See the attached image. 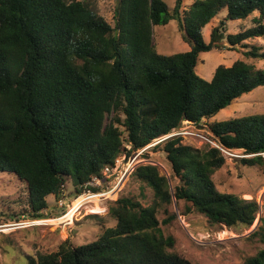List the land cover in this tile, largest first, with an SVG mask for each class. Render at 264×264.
I'll return each mask as SVG.
<instances>
[{
    "label": "trees",
    "instance_id": "trees-1",
    "mask_svg": "<svg viewBox=\"0 0 264 264\" xmlns=\"http://www.w3.org/2000/svg\"><path fill=\"white\" fill-rule=\"evenodd\" d=\"M181 4L175 0L170 10L164 0H116L111 25L81 0H0V172L24 182L35 217L42 216L48 195L64 196L65 177L79 193L118 155H132L182 121L212 118L264 85V69L248 61L264 59V50L245 42L264 38V0H194L182 16ZM221 12L205 41L202 29ZM250 15L249 27L225 33L227 21ZM171 19L190 48L160 53L153 28ZM224 39L245 48V59L219 64L206 80L195 71L198 56L225 48ZM208 131L220 148L248 155L243 165L264 164V113L214 120ZM158 146L176 184L156 165L139 164L130 175L152 190L151 204L117 197L108 205L115 225L95 240L79 246L65 241L26 264H193L171 250L174 238L159 225L157 212L172 199L182 203L183 215L197 212L210 224L255 223V199L220 192L214 184L213 173L225 163L219 147L196 148L179 136L152 148ZM250 235L263 247L236 264H264V216Z\"/></svg>",
    "mask_w": 264,
    "mask_h": 264
},
{
    "label": "rangeland",
    "instance_id": "rangeland-1",
    "mask_svg": "<svg viewBox=\"0 0 264 264\" xmlns=\"http://www.w3.org/2000/svg\"><path fill=\"white\" fill-rule=\"evenodd\" d=\"M92 10L97 12L111 25L114 24L113 12L116 0H81ZM170 10L173 9L175 0H164ZM194 0H182L179 12L193 3ZM225 15L221 12L211 19L202 29L203 39L209 41L210 31ZM230 20L226 22L225 33H236L251 25V18ZM153 42L158 52L170 54L186 51L190 47L182 38V30L176 19H171L167 24L153 28ZM248 45H257L264 50V38L255 37L245 41ZM225 48L212 49L201 52L195 71L206 80H210L215 68L219 65L230 66L236 59H245L242 55L243 47L240 44L231 46L224 39ZM256 67L264 69V59H249ZM264 113V85L258 86L252 91L243 94L231 104L219 111L214 117L203 119L200 123L182 121L176 131L183 144L196 148H204L208 143L215 146L208 131V125L214 120H223L230 117L263 114ZM114 114V113H113ZM123 117V115H122ZM107 120V119H106ZM117 125V124H116ZM121 137L126 133L122 125H117ZM129 144L126 146L128 147ZM136 162L150 163L158 167L171 186L179 179L173 177L172 169L166 158L162 146L149 147L141 150ZM225 163L217 169L212 179L218 191L232 193L243 199H255L259 205L255 223L247 227L238 224L227 227L221 224H210L200 213L190 212L182 214V203L178 204L174 199L170 204L160 207L157 212L159 225L165 236L174 238V246L171 250L188 259L193 264H236L241 263L247 257L256 254L263 247L257 237L250 234L259 225L260 217L264 216V164L248 166L241 163V158L248 156L241 150H225ZM65 182L63 194L66 196L64 211L71 208L77 195L72 182L68 177ZM107 192V191H106ZM111 198L130 196L139 200L143 205L153 201L152 190L142 182L129 175L118 190H110ZM145 196H141V194ZM107 198L98 202L83 205L67 224H58L54 219L60 215L59 198L53 195L46 197L47 207L39 213L41 217H35L28 204V193L24 182L10 172H0V264H26L28 257L38 253H50L56 251L61 243L69 241L72 246H79L95 240L108 226H113L116 219L108 214V205L113 202ZM111 201V202H110ZM75 206L64 218H70ZM104 208L102 214L92 213L91 210ZM107 210V212H106ZM173 214L175 216H173ZM164 219L168 221L164 222Z\"/></svg>",
    "mask_w": 264,
    "mask_h": 264
},
{
    "label": "built area",
    "instance_id": "built-area-1",
    "mask_svg": "<svg viewBox=\"0 0 264 264\" xmlns=\"http://www.w3.org/2000/svg\"><path fill=\"white\" fill-rule=\"evenodd\" d=\"M180 134L181 133L176 131V128H173L168 133L162 134L152 139L151 142L146 144L144 147H141L130 156H127L125 153L118 155L115 158L114 163L112 165H107L103 168L102 170L103 177L93 176L91 179L87 180L84 184H82L81 191H79V193H77V195L75 196L72 206L70 209H68V211L66 210L64 211L63 208L64 207L63 204H65L64 201L66 196L59 198L58 201L60 204V208L63 209V211L54 220L55 221L57 220L58 224H67L68 222H70V220L73 219L75 214L80 210V208L83 205L91 203L94 200L101 202L102 200L107 201V198H111V194H104L106 191L114 190L117 196L118 190L121 187L124 180L131 174L134 168L139 165V164L136 165L135 161L137 160L138 155L141 153L140 152L141 150H146L147 148L153 147L156 144L165 141L168 138H172ZM215 146L220 148V146L218 145ZM220 149L223 151V148ZM93 189H98V190L93 191ZM111 199H116V197ZM73 206H75L74 207L75 209L71 217L64 218L63 216H65L67 213L69 214L70 210L73 209ZM105 209L106 207L104 208L101 207L96 211L92 209L91 212L95 214H102L103 212H105Z\"/></svg>",
    "mask_w": 264,
    "mask_h": 264
},
{
    "label": "bare ground",
    "instance_id": "bare-ground-1",
    "mask_svg": "<svg viewBox=\"0 0 264 264\" xmlns=\"http://www.w3.org/2000/svg\"><path fill=\"white\" fill-rule=\"evenodd\" d=\"M109 192H110V191H107V192H105L104 194H110Z\"/></svg>",
    "mask_w": 264,
    "mask_h": 264
}]
</instances>
